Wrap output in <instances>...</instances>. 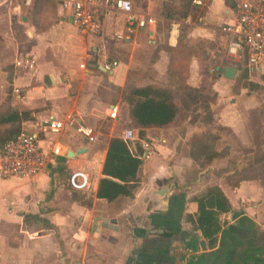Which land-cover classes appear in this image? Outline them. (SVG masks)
<instances>
[{
  "label": "crops",
  "instance_id": "obj_1",
  "mask_svg": "<svg viewBox=\"0 0 264 264\" xmlns=\"http://www.w3.org/2000/svg\"><path fill=\"white\" fill-rule=\"evenodd\" d=\"M161 1L147 0L143 12L154 15L155 23L136 28L124 40L112 38V34L119 31L124 23V17L120 20L118 11L106 13L100 34L80 32L92 41L86 66L80 68L75 64L65 68L50 64L48 68L38 70L36 79L28 74L25 84L32 79L36 83L26 88L27 99L29 94L40 95L41 92L56 101L58 91L64 94L68 86L75 85V95L87 98V103L83 110L79 104L70 111L85 121L82 113L85 114V110L92 112L97 103L102 105L106 115L113 104L118 105L119 112L120 101L114 98L112 86L122 89L127 83L155 84L176 91L178 87L174 85L159 83L158 75L183 73L186 86L200 87L198 53L183 50L175 32L178 31V24L162 15ZM235 2L201 0L196 3L201 4L203 9L197 16L198 22L192 23L190 14H187L190 18L187 15L183 17L185 22L197 25L191 28L197 29L204 40L215 44L213 52L207 55L209 71L216 77L212 86L226 77L217 68L226 65L228 60L224 47L229 35L220 26L232 20ZM45 6L43 4L35 10L33 4L25 6L19 1L14 8L23 9L22 19L26 23L37 25L43 24L39 17ZM52 14L54 21L51 25L66 22L74 26L69 21L70 17L61 14L58 0ZM113 41H124V45L128 46L126 56L112 57L109 43ZM101 47L102 52H96ZM142 50L145 58L151 60L148 67L137 58V52ZM138 57L141 58L140 55ZM113 59L117 60V64L112 70H102L98 66ZM33 60L32 66H25L29 70L36 65ZM16 67L23 66L16 64ZM15 72L18 70L15 69ZM246 72L247 76H260ZM10 77L9 81L20 82L19 75L12 78L10 72ZM181 96L183 98L184 94ZM193 104L187 105L191 107ZM48 113L63 115L64 112L57 113L51 109L32 118ZM179 113L166 126L146 127L145 136L152 140L154 151L142 158L138 172L140 183L133 196L120 194L111 200L96 196L107 141L96 148L97 141L87 142L70 127L60 135L65 148V154L61 156L64 161L52 164L49 171L38 174L35 180L0 176V264H264V188L255 183L258 177L231 184L227 174L232 170L227 168L226 161L219 168L224 174L223 181H204V176L213 168V162L230 153L233 142L240 141L242 131H238L239 124L220 111L215 112L211 119L190 113L179 118ZM203 133L218 135L215 148L226 151L224 156L216 157L204 166V173L199 161L190 154L192 142ZM53 137V134L48 135L42 143L46 145ZM252 138L256 145L257 139L255 136ZM220 142L225 145L219 147ZM260 144L264 146V139ZM261 150L264 151L263 147ZM77 167H85L89 171V190L70 188V196L63 194L60 189L62 181L66 183L67 172ZM210 184H218L231 203V209L220 214L222 225L213 246L208 245L200 229L186 218L188 213L194 214L197 210L191 196ZM72 192L81 193L83 198H75ZM260 192L263 196L257 198ZM105 216L115 217L111 227L101 226Z\"/></svg>",
  "mask_w": 264,
  "mask_h": 264
},
{
  "label": "rangeland",
  "instance_id": "obj_2",
  "mask_svg": "<svg viewBox=\"0 0 264 264\" xmlns=\"http://www.w3.org/2000/svg\"><path fill=\"white\" fill-rule=\"evenodd\" d=\"M19 1L22 0L0 1V103L3 104L7 102L11 108L17 109L18 111L29 109L31 110L32 116L45 113L51 109L57 113L64 112L63 114H65L69 112L70 109L76 108L79 104L83 107L82 110L85 109L87 98L84 97L82 99L79 95H75V85L68 86L64 94L58 91V98L56 101H53L50 97L44 96L40 91V95L39 93H31L29 94V99H27L26 88L36 83V80L32 79L31 82L25 84L28 74L36 79L38 70L46 69L50 64L61 65L65 68L72 67L76 64L77 67L83 68L80 66V63L86 61L87 53L90 52L92 47V41L87 39L86 34L80 33V31L69 23L62 22V24L55 23L51 25L54 21L52 12L57 7V0H49L50 2L45 6L39 17L46 22L52 21L49 25L46 23L37 25L26 23V21L22 19V15L24 14L23 9L14 8ZM178 1L180 3L183 2L182 0H176V3H179ZM146 2L147 0H133L134 9L143 11ZM161 2H164L165 11L169 8L173 10V8H171L173 5L170 0H163ZM192 4L198 7L191 9L188 13L191 15L190 21L193 23V21H199L197 16L203 9L201 4H196L193 0ZM155 5L156 6L153 7L154 10L157 9L158 3ZM182 5L183 4L179 6V9ZM118 15L120 20L124 17L123 13H119ZM169 20L179 22L178 31L175 30V32H177L178 38L183 45V50L187 53H198V57L200 58H198V61L200 60L199 62L201 65L199 72L201 74L202 85L197 88L198 90L196 92L191 94L189 100L179 98V118L190 113L195 116L203 115L204 118L207 119L211 118L215 112L220 111L224 113V115H230L235 122L237 121L239 124L238 131H242L239 136L240 141L236 140L233 142L231 144L232 151L223 158H218L213 162V168L209 174L204 176V181H223L222 176L224 174L219 168L222 164H225L226 161L227 168L233 166L239 168L242 165L244 166L248 163H252L254 165L250 170H247V172L262 171L264 168V164H262L263 161L255 160L257 158L259 159L261 156L260 150L262 147L264 149V146L260 144L264 139V80H262L260 76H247L246 78L240 76L245 66L242 63L226 60L227 64L235 66L237 71L233 77H222L218 84H213L212 86L211 84L216 80V77L209 71L210 64L208 63L207 55L213 52L215 44L211 41L204 40L197 29L191 28L197 25H191L190 21L185 22L183 17L172 16ZM123 45L124 41H113L109 43V49L113 52V58L118 56L122 57L125 55V52L127 53L128 46ZM137 53L141 57L139 58L137 55V58L141 59L145 67H148L147 65L151 60L145 58V52L142 50ZM26 57L35 59L36 65L34 69L29 70L23 64L21 68L16 67L15 61L19 59L24 61ZM192 58L194 59V56H192ZM186 64L187 61L185 62V65ZM15 69H17L18 72L14 73ZM10 72H12V78L13 75H19L20 82H17V80L14 81L13 79L9 81L8 77L10 76ZM158 76L157 80L159 83L174 85L176 88L178 87V90H176L177 93L183 92L186 89L183 73L173 76H169L168 74H160ZM250 81L257 82L260 86H252L249 83ZM56 89L57 88H55L54 91H56ZM113 92L114 98L120 101L119 117L117 119H110L108 114H105V110L100 103H97L95 107L93 106L94 110L92 112L88 113L87 110H85V114L84 112L82 113L85 117V121L94 125L99 131V139L95 144L96 148H100L101 144L105 142L108 137L119 135L123 127H133V121L130 120L129 103H127L121 95V89L117 91L114 90ZM188 103L194 104L190 107V105H187ZM21 122L22 121H20V126ZM144 131L146 132V128ZM246 132L248 133L246 134ZM252 136H255L257 139L256 145ZM218 144L219 147L225 145L223 142ZM226 145L229 147V144ZM250 148L254 151H249ZM202 169H204V167H201V170ZM230 177L234 179L237 176L231 174ZM62 182L60 189L63 194L69 195L70 187L64 183V181ZM255 183H260L259 185L264 188V175L256 178ZM225 190L229 191L226 188ZM262 196L263 194L260 192L257 198H262Z\"/></svg>",
  "mask_w": 264,
  "mask_h": 264
},
{
  "label": "built area",
  "instance_id": "obj_3",
  "mask_svg": "<svg viewBox=\"0 0 264 264\" xmlns=\"http://www.w3.org/2000/svg\"><path fill=\"white\" fill-rule=\"evenodd\" d=\"M200 3L201 0H193ZM25 6L34 0H22ZM61 14L70 17L71 23L82 33L100 34L104 28V17L108 12L118 11L124 14L121 29L112 34L115 40L129 38L138 27L155 23V16L148 12L134 9L132 0H58ZM190 18V15L186 16ZM177 25L179 22L174 21ZM221 30L229 35L224 47L228 60L245 63L252 74L264 72V0H236L233 6V18L224 22ZM103 48L96 49L101 53ZM17 65L32 66L33 58L16 60ZM116 60L105 61L106 70H112ZM86 62L80 66L85 67ZM108 116L117 119L118 105L108 108ZM67 127L86 139L87 142L98 140L99 131L94 125L82 120L78 114L69 111L63 115L48 113L42 117L23 119L17 134L0 146V176H17L35 180L40 173L49 171L52 164L65 159V148L60 135ZM54 135L45 145L42 143L48 135ZM119 136L124 139L132 153L141 158L148 157L154 151L152 140L140 137L136 128L125 126ZM136 143L141 151L138 152ZM66 184L76 190H89L90 174L85 167L73 168L67 172Z\"/></svg>",
  "mask_w": 264,
  "mask_h": 264
},
{
  "label": "trees",
  "instance_id": "obj_4",
  "mask_svg": "<svg viewBox=\"0 0 264 264\" xmlns=\"http://www.w3.org/2000/svg\"><path fill=\"white\" fill-rule=\"evenodd\" d=\"M176 3V0H170L173 5L168 10H164L162 3V15L168 18L184 17L191 9L198 8L192 4V0H182ZM49 0L34 1L33 8L39 9L48 5ZM183 4L180 9L179 6ZM192 7V8H191ZM57 17V15H54ZM43 21V24H49L52 21ZM247 69L244 67L240 76L247 77ZM260 78L264 80V72L260 74ZM11 77L9 76V80ZM252 86H260L257 82L250 81ZM261 84V83H260ZM262 86V84H261ZM183 93H177L166 86L155 84L135 85L127 83L121 89V95L127 103H129L130 120L133 121V127L137 128L138 135L145 137V128L150 126H166L170 124L179 112V98L184 97L189 100L191 94L198 89L192 86H186ZM112 89L119 88L112 86ZM196 96V95H195ZM183 97V98H184ZM2 104V103H1ZM0 104V146L7 140L13 138L23 119L32 118L31 110L26 109L18 111L11 108L7 102ZM206 119V118H205ZM211 119V118H207ZM218 135L214 133H203L191 144L190 154L200 160L201 167L207 166L214 158L221 157L226 154L222 148L217 150L215 143ZM107 148L105 158L102 165V176L99 178L96 196L111 200L120 194L133 196L134 190L140 183L138 174L142 164V158L130 151L127 142L118 135L107 138ZM138 152L141 151L140 146L136 143ZM261 156L255 161H263L264 151L260 150ZM254 164L248 163L241 167H230L231 173L227 174V180L231 184H237L242 179L256 178L264 174V168L260 172H247ZM231 174L237 177L230 179ZM75 198H83L81 193L72 192ZM197 204V210L194 214L186 215L195 228L200 229L202 235L207 239L208 245L213 246L217 239V233L221 228L222 221L220 214L231 209V203L218 184H210L203 190L191 196ZM84 201V199H83ZM27 214L24 215L26 217ZM33 216V215H32Z\"/></svg>",
  "mask_w": 264,
  "mask_h": 264
},
{
  "label": "water",
  "instance_id": "obj_5",
  "mask_svg": "<svg viewBox=\"0 0 264 264\" xmlns=\"http://www.w3.org/2000/svg\"><path fill=\"white\" fill-rule=\"evenodd\" d=\"M24 18H25V16H24ZM69 21H71V19H69ZM102 70H104L105 68L103 67V66H101V65H98ZM217 68H219V72L221 73V74H223L224 76H226V77H233L234 76V74H235V70H236V68H235V66H233V65H230V64H226V65H224V66H220V67H217ZM80 149H78V151H79ZM70 154H71V151H70ZM206 170V168L205 169H203L202 170V172L203 171H205ZM115 221H116V219H115V217H103V219H102V221L100 222V224H101V226H103V227H111V223H115ZM114 228H116V225H115V227Z\"/></svg>",
  "mask_w": 264,
  "mask_h": 264
}]
</instances>
